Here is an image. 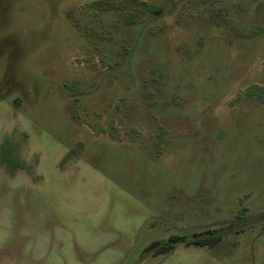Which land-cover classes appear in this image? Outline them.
Returning <instances> with one entry per match:
<instances>
[{
	"label": "rangeland",
	"instance_id": "obj_1",
	"mask_svg": "<svg viewBox=\"0 0 264 264\" xmlns=\"http://www.w3.org/2000/svg\"><path fill=\"white\" fill-rule=\"evenodd\" d=\"M138 1L0 0V264H264V0Z\"/></svg>",
	"mask_w": 264,
	"mask_h": 264
},
{
	"label": "trees",
	"instance_id": "obj_2",
	"mask_svg": "<svg viewBox=\"0 0 264 264\" xmlns=\"http://www.w3.org/2000/svg\"><path fill=\"white\" fill-rule=\"evenodd\" d=\"M131 2L135 3V4H143L146 7H148V9L153 10V12H155L156 14H160L161 10L153 5H149L147 3H140V1L138 0H131ZM264 89L259 88L257 86H252L247 90V94L249 95H262ZM180 237H172L170 238V240L168 241V243H152L150 246H148V248L146 249L147 252H153L155 255H159V254H168L170 252H172L175 247L176 244L179 243L180 241ZM219 240H221V236L220 235H200L198 237H195L193 239H191L190 241H188L189 245H194V246H198V247H211L212 245H214L216 242H218Z\"/></svg>",
	"mask_w": 264,
	"mask_h": 264
}]
</instances>
